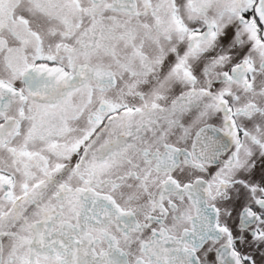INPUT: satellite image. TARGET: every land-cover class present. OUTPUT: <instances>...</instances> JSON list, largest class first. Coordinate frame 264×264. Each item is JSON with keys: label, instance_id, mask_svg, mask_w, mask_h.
Instances as JSON below:
<instances>
[{"label": "snow or ice", "instance_id": "snow-or-ice-1", "mask_svg": "<svg viewBox=\"0 0 264 264\" xmlns=\"http://www.w3.org/2000/svg\"><path fill=\"white\" fill-rule=\"evenodd\" d=\"M0 264H264V0H0Z\"/></svg>", "mask_w": 264, "mask_h": 264}]
</instances>
